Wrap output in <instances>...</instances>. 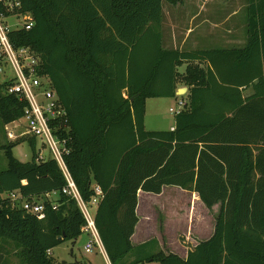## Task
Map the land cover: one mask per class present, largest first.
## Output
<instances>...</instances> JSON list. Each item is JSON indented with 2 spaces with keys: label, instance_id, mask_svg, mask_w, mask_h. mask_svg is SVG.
Segmentation results:
<instances>
[{
  "label": "trees",
  "instance_id": "16d2710c",
  "mask_svg": "<svg viewBox=\"0 0 264 264\" xmlns=\"http://www.w3.org/2000/svg\"><path fill=\"white\" fill-rule=\"evenodd\" d=\"M20 11L31 13L33 26L9 37L39 56L66 110L68 130L61 126L58 135L67 139L65 162L82 196L90 197L92 183L104 192L95 221L111 264H264V0H248L246 43L231 49L163 47L162 0H22ZM229 61L239 69L235 77L224 71ZM178 84L188 92L174 128L146 129V100L175 97ZM250 84L256 93L243 98ZM6 85L4 125L25 105ZM23 139L1 146L0 240L19 248L20 264H88L50 256L60 243H75L84 219L61 192L57 163L36 161L34 137L27 138L30 160L13 155ZM165 185L196 192L207 208L219 204L213 234L186 258L151 251L155 240L132 251L137 192L160 193ZM12 192L20 197L12 200ZM24 200L41 202L43 216L26 212ZM0 264H7L1 251Z\"/></svg>",
  "mask_w": 264,
  "mask_h": 264
},
{
  "label": "crops",
  "instance_id": "0c3cea01",
  "mask_svg": "<svg viewBox=\"0 0 264 264\" xmlns=\"http://www.w3.org/2000/svg\"><path fill=\"white\" fill-rule=\"evenodd\" d=\"M209 1L210 0H178L176 3H171L167 0H162L161 29L163 47L186 50L231 49L243 47L247 38L248 0H226L225 4H222V7L218 5V7L212 9V11L210 10L209 4L211 2ZM214 4L215 3L212 5L217 6ZM206 10H210L209 13H205ZM219 12H222V17H219ZM166 32L170 34L167 36L165 34ZM174 38H176V41H174ZM207 63L208 61L203 64L207 65ZM186 66L187 64L180 66L182 70L179 71L183 73ZM224 71L230 78L235 77V73L239 72V69H236L230 62ZM242 71L244 74V70ZM223 85L231 86V84ZM183 87L186 90L183 91L182 96L176 93L177 96L172 97L173 99L175 98L177 104L180 101L185 102L188 86L178 84L177 89ZM227 89L229 88L219 87L221 93L226 92L229 94V92L226 91ZM255 93L256 88L254 84L241 88V95L243 98L255 95ZM243 104H246V102L244 101ZM177 109L174 107L170 108L171 112L174 114V119L168 129L172 130L174 128L175 114L178 113L176 112ZM145 116L144 126L146 127ZM168 186L174 185L163 186L160 193L138 190L135 209L138 221L131 236L132 251L144 243L149 244L151 240H155L154 246L156 249L159 247V249L166 251L165 247L180 233L181 226L179 225L186 223L188 224V228L185 226L187 241L185 240L181 242V244L178 243V247H176V249L174 247L172 250V252L178 254L180 257L186 258L188 251L199 242L197 240H206L213 234L215 217L219 211V204L207 208L196 192L185 190L178 186H175L172 190H168ZM172 193L174 194L172 195ZM172 206L179 210L176 212L174 210L175 213L173 215L169 214V209ZM171 221H173V223L177 221L175 224L177 227L174 226ZM203 222H206L204 228ZM158 223H160V226H157ZM173 233L174 237L172 236ZM152 251L155 250L152 249ZM72 256L74 260H77L75 255ZM126 258L128 260L132 259L130 253Z\"/></svg>",
  "mask_w": 264,
  "mask_h": 264
},
{
  "label": "built area",
  "instance_id": "2783aa9c",
  "mask_svg": "<svg viewBox=\"0 0 264 264\" xmlns=\"http://www.w3.org/2000/svg\"><path fill=\"white\" fill-rule=\"evenodd\" d=\"M21 8L22 0H0V75L3 76L0 83L7 84L4 88L6 93L16 94L25 102L20 117L25 121V130L20 133L8 130L7 135L11 139H19L26 135L34 137L40 142L36 161L52 159L57 163L66 181L61 192L75 201L84 219L81 231L87 235L85 251L92 252L97 248L108 264H111L95 221L96 209L104 192L100 185L92 183L90 197L85 199L82 196L65 162V155L70 151L66 145L67 139L58 135L61 126L68 130L66 110L52 87L49 76L41 73L39 56L30 47H16L9 37L13 30L20 28L29 30L33 26L31 13L22 12ZM11 17L14 22H8ZM178 104L176 112H179L185 103L180 101ZM42 149L48 154L44 155ZM54 194L55 192H47L45 196L53 198ZM7 195L12 200L20 197L14 192ZM22 207L38 218L43 216L44 207L41 202L24 200ZM55 207L56 205H53V208Z\"/></svg>",
  "mask_w": 264,
  "mask_h": 264
},
{
  "label": "rangeland",
  "instance_id": "374dc122",
  "mask_svg": "<svg viewBox=\"0 0 264 264\" xmlns=\"http://www.w3.org/2000/svg\"><path fill=\"white\" fill-rule=\"evenodd\" d=\"M209 2H211L209 6H210V10L212 11V9H216L218 5L219 7H222V4H225L226 0H210ZM213 3H215L214 5H217V6H213L212 5ZM210 10H206L205 13H209ZM221 13L222 12H219V17H222ZM14 21L15 20L11 17L9 18L8 22H14ZM165 34L168 36L170 33L166 32ZM174 41H176V38H174ZM179 70L181 71L182 67H179ZM2 79H3V76L0 75V81ZM171 107H174L175 109L179 107V105L176 103L175 98L174 99L172 97L148 98L146 100V110H145L147 129H151V130L168 129L169 125L173 122V119H174V114L170 110ZM24 125H25V121L22 118H19L13 121L12 123L6 124V125H4L0 119V170L6 168L7 166V158L1 146L4 144H9L11 143V141H15L18 139V138L17 139L9 138V136L7 135V131L10 130V131H13L14 133H20L21 131L25 130ZM28 137H29L28 135L22 137L24 139L16 143L12 148L13 155L22 162H26L30 160L32 152H33V146H31L29 142L27 141ZM38 148H40V142L38 140H35V146H34L35 152L38 151ZM42 152L44 155L48 154V152L45 149H42ZM174 187L175 186H170L168 190H172L174 189ZM173 194L174 193H172V195ZM169 210H170L169 214L173 215L178 209L172 206L170 207ZM193 222H196V221H193ZM171 223L174 226H176L175 224L177 223V221H174V223L173 221H171ZM157 226H160V223H158ZM179 226H181L180 233L177 234V237L173 241H170L169 245L165 247L167 251L171 250L172 252L174 247L175 249L176 247H178V243L181 244V242H184L186 240L185 226L188 228V224L183 223L182 225H179ZM205 226H206V222H203V228ZM172 236L174 237V233L172 234ZM86 241H87V235L82 232L81 235L78 237V239L75 241V243H73L72 241H64L60 243L59 245L55 246L54 248H52L50 250V256L55 261H64V260L72 261L74 260V257L72 255H75V257L78 260L80 259L84 260L88 264H108L105 257L99 252L97 248H95L92 252L85 251L84 245ZM197 241H201V240H197ZM154 243L155 241L152 242L150 247L148 246V248H151V251L152 249L155 251H158L159 247H157L156 249L154 246L155 245ZM148 248L144 249V251L149 250ZM18 249L19 248H17L13 242L8 241V240L6 241L0 240V251L4 254L7 264H20V259H19V255L17 252ZM139 249L143 250L141 248ZM139 264H163V263L158 262V261H151L148 263L145 262V263H139Z\"/></svg>",
  "mask_w": 264,
  "mask_h": 264
},
{
  "label": "water",
  "instance_id": "95a60500",
  "mask_svg": "<svg viewBox=\"0 0 264 264\" xmlns=\"http://www.w3.org/2000/svg\"><path fill=\"white\" fill-rule=\"evenodd\" d=\"M186 89L183 87V88H178L177 89V91H176V93L177 94H182L183 93V91H185Z\"/></svg>",
  "mask_w": 264,
  "mask_h": 264
}]
</instances>
